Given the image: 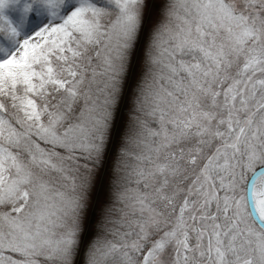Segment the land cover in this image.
<instances>
[{"label":"snow or ice","instance_id":"snow-or-ice-1","mask_svg":"<svg viewBox=\"0 0 264 264\" xmlns=\"http://www.w3.org/2000/svg\"><path fill=\"white\" fill-rule=\"evenodd\" d=\"M0 264H264V0H0Z\"/></svg>","mask_w":264,"mask_h":264}]
</instances>
